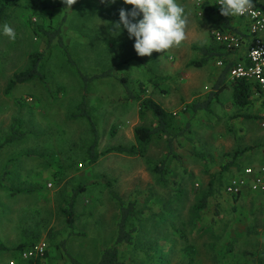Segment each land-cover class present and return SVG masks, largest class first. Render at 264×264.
I'll use <instances>...</instances> for the list:
<instances>
[{"label":"rangeland","instance_id":"374dc122","mask_svg":"<svg viewBox=\"0 0 264 264\" xmlns=\"http://www.w3.org/2000/svg\"><path fill=\"white\" fill-rule=\"evenodd\" d=\"M176 3L188 14L185 39L150 57L137 55L126 29L110 31L121 8L132 10L124 0H77L66 8L63 33L73 59L86 75L111 72L93 82L88 95L100 136L96 163L89 155L88 121L71 117L83 82L56 43L48 49L42 42L37 28L46 22L20 0L0 23V245L8 247L0 251V264L16 258L20 244L42 240L49 244L44 264H97L118 235L115 197L135 202L138 212L132 243L119 247L128 264H257L264 256L263 197L245 192L234 200L222 190L206 209H196L210 182L223 189L263 161L264 104L251 96L249 107L236 105L226 83L211 113L185 110L206 99L221 73L217 59L202 67L192 63L203 60L199 48L216 45L213 31L222 20L213 12L200 17L196 0ZM5 23L15 30V41L3 34ZM35 51L46 53V86L28 83L7 94L8 82ZM148 97L175 115L172 153L165 137L155 138L146 156L107 153L135 145L136 127L156 126L153 116L140 118L141 100ZM15 119L24 121L27 135L6 143ZM164 160L160 176L153 167ZM67 209L74 213L72 225Z\"/></svg>","mask_w":264,"mask_h":264},{"label":"trees","instance_id":"16d2710c","mask_svg":"<svg viewBox=\"0 0 264 264\" xmlns=\"http://www.w3.org/2000/svg\"><path fill=\"white\" fill-rule=\"evenodd\" d=\"M20 0H0V23L6 22L9 20L11 13L18 7ZM133 7V6H132ZM26 9L33 15L37 17H42L46 25L39 26L37 28V33L39 34L42 42L47 46L48 49H51L56 43L61 50H63V54L66 58L68 65L74 69L77 76L82 80V98L78 106L76 107L74 113L71 115L73 119H85L88 121L90 125V129L93 136L92 146L89 151L91 162L96 163L98 157L100 155L97 152L99 148L100 136L98 132V126L91 116L88 107V95L90 92V88L93 82L102 79L103 77L110 76L111 72L101 73V74H93L86 75L83 70L79 67L78 63L73 59L69 49L67 48V43L65 41L63 28L67 22L68 14L66 11V5L62 2L55 0H26ZM222 24L219 28L225 31H236L237 28L232 27L225 16H221ZM223 48V47H222ZM217 44L211 45L208 48H199L198 50L203 55V60L194 61L192 63L193 66L202 67L206 65L211 59H217L224 61V66L221 67V73L218 77V80L214 84V89L207 95L204 101H195L191 105L187 107L186 110L190 111L195 115L198 112H212V103L214 100H217L219 94L225 89L227 77L230 68L233 66L234 62L225 58L226 55L224 53H220L218 49H222ZM223 50V49H222ZM46 53L43 51H35L32 52L29 56V65L28 67L18 73H15L13 77L7 84L6 93L10 94L13 90H15L18 86L38 82L43 86H46V73H45V63H46ZM123 82L128 94L131 92L127 81L125 78H122ZM233 88V100L236 105L245 108L251 104V90L249 85L244 81H238L235 83H230ZM131 95V94H130ZM147 115L153 116L155 118L157 124L154 127L147 126H138L134 130L135 145L131 147H116L109 149L107 153H120L127 154L128 156H146L151 143L155 138L165 137L168 141V148L170 149V153H172V145L174 141L177 139V134H174V114L163 108L159 103H157L152 98H144L141 100L140 107V118L143 120ZM248 118H252L249 116ZM24 126V121L22 119H15L13 121L11 132L6 136V143L14 142L16 140H20L24 138L27 133L22 130ZM167 160L161 162V164L154 165L153 171L160 176L164 174V166L166 165ZM245 169V168H244ZM242 170L241 176L243 174ZM237 177V176H235ZM233 179V178H232ZM227 185L222 189L221 186L214 189L213 182H210V188L205 195V197L198 202L196 207L197 210L206 209L208 206V202L211 198L216 195H220L222 190L224 191V195L230 196L234 200H237L241 196H232L226 193ZM120 203V221L118 223V235L115 241V244L105 249L101 258L97 264H128L121 258L119 247L123 244H131L133 241V234L135 232V228L131 226V223L135 220L136 215L138 214L136 203L129 202V204H125L120 201L117 197H115ZM229 199V198H228ZM71 206L70 209H72ZM68 215V223L72 225L74 223V213L69 211L68 209L65 211ZM46 241V240H45ZM40 242V241H39ZM47 242V241H46ZM38 243V242H37ZM37 243L30 244H20L15 248L16 250V258H13L16 261V264H44L46 259L49 257V250L47 252L46 258L43 261L40 260H30L24 261L21 259V253ZM48 243V242H47ZM49 245V244H48ZM4 245H0V251H7ZM12 260V259H10ZM9 260V262H10ZM73 262V261H72ZM74 264H80L78 262H73ZM257 264H264V256H261L258 259Z\"/></svg>","mask_w":264,"mask_h":264},{"label":"built area","instance_id":"2783aa9c","mask_svg":"<svg viewBox=\"0 0 264 264\" xmlns=\"http://www.w3.org/2000/svg\"><path fill=\"white\" fill-rule=\"evenodd\" d=\"M253 2L257 15L226 17L237 30L223 32L217 27L213 31V39L219 47H223L228 59L234 62L228 73V81L246 82L251 95L264 104V0ZM196 7L200 17L210 12L220 14L219 0H196ZM224 64L222 60L217 62L220 68ZM245 192L264 198V163L258 167L245 168L241 176L234 177L227 184L226 193L229 195L243 196ZM48 250V243L42 240L23 251L21 259L43 261ZM9 264H16V261L12 259Z\"/></svg>","mask_w":264,"mask_h":264},{"label":"clouds","instance_id":"9594fccd","mask_svg":"<svg viewBox=\"0 0 264 264\" xmlns=\"http://www.w3.org/2000/svg\"><path fill=\"white\" fill-rule=\"evenodd\" d=\"M61 2L71 9L77 0ZM105 2L101 0V3ZM108 2L115 3L116 0ZM124 3L133 6L132 10L121 8L119 21L110 23V31L119 34L126 29L129 39L135 38L133 47L138 56L150 57L154 52L162 53L185 39L188 14L176 0H124ZM219 5L221 16L257 15L253 0H219ZM2 31L10 40H16L15 30L7 23L2 25Z\"/></svg>","mask_w":264,"mask_h":264},{"label":"crops","instance_id":"0c3cea01","mask_svg":"<svg viewBox=\"0 0 264 264\" xmlns=\"http://www.w3.org/2000/svg\"><path fill=\"white\" fill-rule=\"evenodd\" d=\"M197 12H198V9H197ZM219 15H220V14H219ZM203 17H204V16H203ZM220 17H221V15H220ZM220 20H221V19H220ZM233 22L235 23V20H233ZM221 24H222V22H221ZM216 75H217V74H216ZM215 80H218V77H217V76L215 77ZM227 82H228V78H227ZM227 82H226V83H227ZM198 83H199V82H197L196 84H198ZM215 83H216V81H215ZM197 88H199V87H197V85H196V87H193V89H192L193 91H191V92H192V93H193V92H196V90H198ZM194 89H195V90H194ZM225 89H226V88H225ZM225 89H224V90H225ZM224 90H223V91H224ZM223 91H222V92H223ZM222 92H221V93H222ZM221 93L219 94V96L221 95ZM163 95H164V94H163ZM164 96H167V94H165ZM258 101L260 102V100H258ZM193 102H195V101H193ZM157 103H158V102H157ZM161 104H162V103H161ZM161 104H160V105H161ZM260 104H261V103H260ZM189 105H191V104H189ZM250 105H251V104H250ZM250 105H248L247 107H249ZM161 106H162L163 108H165L166 110H168L167 107H166L165 105L162 104ZM247 107H245V108H247ZM255 107H256V108H254V109L256 110V112L258 111V109H262V108H259V104H258L257 106H255ZM172 109H173V108H172ZM186 109H187V107H185V110H186ZM168 111L171 112L170 110H168ZM172 112H173V111H172ZM245 127L247 128V126H245ZM263 163H264V159H263V161H261V164H260V165H262ZM260 165H258V166H260ZM258 166H255V167H258ZM253 167H254V166H253ZM4 246H5V245H4ZM5 247H6V246H5ZM6 248H8V247H6Z\"/></svg>","mask_w":264,"mask_h":264}]
</instances>
